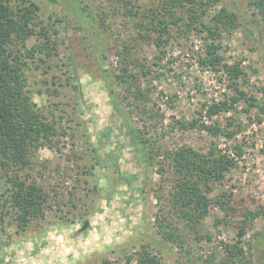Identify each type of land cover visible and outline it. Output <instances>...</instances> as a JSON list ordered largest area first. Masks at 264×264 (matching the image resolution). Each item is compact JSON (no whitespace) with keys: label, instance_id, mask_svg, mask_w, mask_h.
Masks as SVG:
<instances>
[{"label":"rangeland","instance_id":"1","mask_svg":"<svg viewBox=\"0 0 264 264\" xmlns=\"http://www.w3.org/2000/svg\"><path fill=\"white\" fill-rule=\"evenodd\" d=\"M89 1L102 17L100 39L73 0H12L17 8L38 7L36 34L21 47L22 59L28 93L58 135L54 147L36 151L31 166L21 173L28 184L47 193L44 217L19 226L0 185V264H139L144 247L160 264H202L211 256L224 259L226 245L239 243L246 253L244 263L264 264V123L258 110L248 113L240 102L236 109L207 115V107L228 100L232 91L223 72L200 63L206 40L187 29L183 10H176L173 19L185 20L171 24L160 38L137 27L141 21L147 25L150 17L134 20L127 15L125 6L131 9L132 4ZM131 2L142 13L161 9L162 3ZM203 9L206 23L222 9L237 15L240 26L221 34L220 51L226 63H240L246 73L240 79L244 90L263 101L264 21L250 0H220ZM101 39L108 48L105 58ZM162 39L166 42L160 44ZM125 63L129 76L123 74ZM123 75L125 82H119ZM129 84L133 92H128ZM197 119L223 128L235 120L242 129L227 140L181 126ZM128 125L162 151L188 146L206 153L214 145L228 150L237 166L212 197L232 193L234 210L226 212L212 203L199 231L190 230L169 205L172 168L161 156L155 166H145ZM236 144L242 146V157L230 148ZM257 211L262 214L247 222L246 235L239 238L243 213ZM162 229L177 240H165Z\"/></svg>","mask_w":264,"mask_h":264},{"label":"trees","instance_id":"2","mask_svg":"<svg viewBox=\"0 0 264 264\" xmlns=\"http://www.w3.org/2000/svg\"><path fill=\"white\" fill-rule=\"evenodd\" d=\"M73 1L83 16L97 28L99 31L97 35L100 39V30L104 28L100 14L95 11L89 0ZM122 1L125 5L132 4L131 9L128 6L125 8L127 15L134 20L150 17L147 25L144 21L137 23L141 31L157 33L160 38L169 30L171 24L185 20L184 17L173 19L176 10H183V16L188 18L187 29L203 34L206 40V49L200 63L206 68L223 72L232 91L228 100L213 103L207 107L205 109L207 115L212 118L222 111L236 109V104L244 102L246 112L250 113L252 109H257L261 116L260 123H264V100L259 101L244 90L240 79L246 73L240 63L234 65L226 63L220 51L221 34L240 26L237 15L222 9L208 23L202 21L206 14V9L203 7L216 4L220 0H160L161 9L151 8L147 13L139 11L141 7L135 9L131 0ZM250 5L256 9L257 14L264 21V0H250ZM37 10L38 7L33 3L17 8L12 4V0H0V185L5 186L6 202L12 208L15 221L23 228H26L32 221L45 216L48 195L41 186L34 183L28 184L22 179L21 173L31 166V157L36 151L54 147L55 136L58 135L55 125L36 109L28 93V79L24 71L26 61L22 59L21 47L26 48L27 41L36 34L33 21ZM168 17L172 20L168 21L166 19ZM44 36L49 41V36L47 34ZM165 42L162 39L160 44ZM99 43L105 58L108 48L104 46L103 39L99 40ZM122 53V50L118 51L119 55ZM141 67L143 68V65ZM128 69L129 63H125L123 68L125 76L131 75ZM125 76H117L119 82H122V79L125 82L127 78ZM133 86L128 85V92H133ZM135 89L139 95L142 94L139 86ZM262 91L264 92V88ZM111 94L116 103L114 91H111ZM200 122L198 119L182 122L181 126L183 129H200L214 137L223 135L227 140H233L242 129V125L235 120H231L224 128L219 123L206 125ZM230 126L233 129H230ZM127 128L138 146L145 166H155L157 158L161 156L172 168L175 183L172 186L169 205L178 220L184 222L190 230L199 231L200 226L209 216L212 203L217 204L221 210L226 212L234 210L231 206L232 193L225 191L212 197L215 188L222 185L237 166L236 158L228 153V150L223 151L219 149V146L214 145L206 153L188 146L175 151H162L157 142L154 145L141 130L132 125H128ZM230 148L237 157L243 156L244 151L241 145H232ZM261 212L243 213L244 220L241 221L239 227V238L246 235L247 222L258 218ZM161 227H163L162 224ZM160 233L168 242L177 240L171 231L162 229ZM144 248L143 252H140L139 264H160L158 257L150 252L149 248ZM225 250L227 256L224 259L217 261L215 256H211L202 264H247L243 261L246 253L240 243L226 245Z\"/></svg>","mask_w":264,"mask_h":264}]
</instances>
